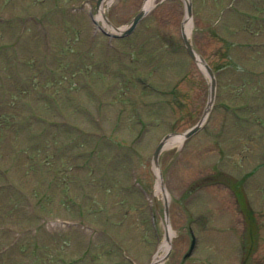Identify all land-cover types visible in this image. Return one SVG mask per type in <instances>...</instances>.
I'll return each mask as SVG.
<instances>
[{"label": "rangeland", "instance_id": "rangeland-1", "mask_svg": "<svg viewBox=\"0 0 264 264\" xmlns=\"http://www.w3.org/2000/svg\"><path fill=\"white\" fill-rule=\"evenodd\" d=\"M144 1L114 0L104 18L127 28ZM96 2L0 0L11 20H0V264H152L166 202L174 235L158 264H264V0H194L190 36L216 70L217 97L205 126L160 155L168 201L156 147L198 123L211 94L183 41L185 1L155 0L109 48L91 35ZM37 115L63 131L43 133ZM222 173L244 178L255 225L228 183L199 181ZM247 229L258 235L243 252Z\"/></svg>", "mask_w": 264, "mask_h": 264}, {"label": "bare ground", "instance_id": "bare-ground-1", "mask_svg": "<svg viewBox=\"0 0 264 264\" xmlns=\"http://www.w3.org/2000/svg\"><path fill=\"white\" fill-rule=\"evenodd\" d=\"M109 2H110V0H109ZM154 2H155V0H146L145 5H144L145 9H150L154 5ZM104 8H105V5H103L102 10H104ZM97 17H98V19H101V17H102L101 13H99V15ZM191 27H192L191 20H189V18H186L185 29H186V31L188 33H190ZM111 30H113V29L110 28V31ZM199 62L201 64L204 63L203 60L201 59V57H199ZM182 140H183V137L181 135L172 136L168 140H166V146L165 147H168L170 145H174V144H177V143L179 144V143L182 142ZM160 189H161V176L159 175L158 184H157V190L159 191ZM167 196L168 195L165 194V198ZM166 229H167L166 237H165V239L163 240V242H162V244L160 246L161 252L159 254H157L155 261H161L163 259V257L166 256L167 253L170 250V240L172 239L174 233H173V230H172L171 226L168 225L166 227Z\"/></svg>", "mask_w": 264, "mask_h": 264}, {"label": "water", "instance_id": "water-1", "mask_svg": "<svg viewBox=\"0 0 264 264\" xmlns=\"http://www.w3.org/2000/svg\"><path fill=\"white\" fill-rule=\"evenodd\" d=\"M100 1H101V0H99V3H100ZM143 15H144V10H142V11H141V12L135 17L134 22H133L132 25H131V28H130L128 31H126L125 34L131 32V31L135 28L136 23L138 22V20H139ZM184 40H185V43H186V45H187V47H188V50H189L190 53L195 57L194 49L192 48V46H191V44H190V42H189V40H188L186 34H184ZM208 68H209V67H208ZM209 70H210L211 74L213 75L212 70H211L210 68H209ZM213 87H214V83H213ZM193 131H194V129H193L192 131H190L187 135H190ZM162 145H163V142L160 143V145L158 146V148H157V150H156V153H155L156 158L158 157V154H159V151H160ZM166 213L168 214V209H166Z\"/></svg>", "mask_w": 264, "mask_h": 264}]
</instances>
